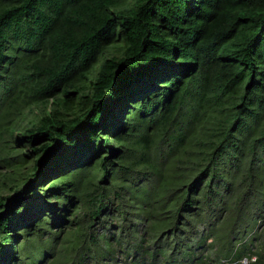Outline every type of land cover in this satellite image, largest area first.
<instances>
[{
  "label": "trees",
  "instance_id": "obj_1",
  "mask_svg": "<svg viewBox=\"0 0 264 264\" xmlns=\"http://www.w3.org/2000/svg\"><path fill=\"white\" fill-rule=\"evenodd\" d=\"M0 144V264H264V0H0Z\"/></svg>",
  "mask_w": 264,
  "mask_h": 264
},
{
  "label": "rangeland",
  "instance_id": "obj_2",
  "mask_svg": "<svg viewBox=\"0 0 264 264\" xmlns=\"http://www.w3.org/2000/svg\"><path fill=\"white\" fill-rule=\"evenodd\" d=\"M28 117L31 118L33 115L31 113L28 114ZM26 122L23 123L25 125ZM4 145L0 144V157H3L4 153ZM12 154V153H11ZM17 159L14 158V162H16ZM30 162L26 164V167L24 170L29 167ZM25 166V165H24ZM23 169V168H22ZM7 170V171H6ZM9 171H12L10 168H7V166L4 165L2 161H0V193L2 194H10V190L12 187V181L10 178L13 177L14 174L9 176V178L4 179V175H6ZM10 173V172H9ZM77 206H80L79 203L72 206V210L70 211L69 215L67 216L69 219L73 218V214L75 212V209ZM58 227L54 226V230H57ZM258 230L262 232V222H260V225H258ZM68 229L60 228L58 238L49 241V238L45 235L43 237H36L34 240V246L32 247V251L37 254L36 256L42 255V260L40 264H72L74 260V256L69 262H67L68 257L72 255V248H73V241H74V235L67 236ZM66 237H68L66 239ZM23 241L22 238H20L19 242ZM28 256H31V254H26ZM122 259V256L119 257V261ZM30 259H23L22 264H30ZM111 263V262H110ZM245 263V261H244ZM86 264H91V261H88ZM115 264V262L111 263ZM217 264V263H215Z\"/></svg>",
  "mask_w": 264,
  "mask_h": 264
}]
</instances>
